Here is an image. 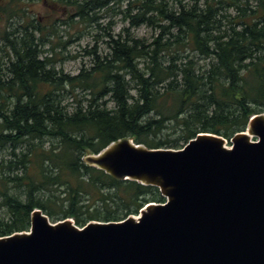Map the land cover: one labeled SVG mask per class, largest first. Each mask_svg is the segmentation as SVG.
<instances>
[{"label": "trees", "instance_id": "trees-1", "mask_svg": "<svg viewBox=\"0 0 264 264\" xmlns=\"http://www.w3.org/2000/svg\"><path fill=\"white\" fill-rule=\"evenodd\" d=\"M50 2L74 10L64 22L112 10L124 25L103 26L104 51L93 46L69 74L43 48L46 27L0 4V18L14 19L0 36V236L28 230L35 207L82 226L162 203L158 187L82 157L125 137L148 148H181L200 132L231 138L264 111V0ZM140 26L151 39L136 34ZM63 90L76 105L62 104Z\"/></svg>", "mask_w": 264, "mask_h": 264}, {"label": "water", "instance_id": "water-1", "mask_svg": "<svg viewBox=\"0 0 264 264\" xmlns=\"http://www.w3.org/2000/svg\"><path fill=\"white\" fill-rule=\"evenodd\" d=\"M225 142L200 132L178 149L148 148L125 137L85 154L166 203L81 227L35 207L28 230L0 236V264H264V111Z\"/></svg>", "mask_w": 264, "mask_h": 264}, {"label": "rangeland", "instance_id": "rangeland-1", "mask_svg": "<svg viewBox=\"0 0 264 264\" xmlns=\"http://www.w3.org/2000/svg\"><path fill=\"white\" fill-rule=\"evenodd\" d=\"M50 1L51 0H0V4L7 7L9 11L26 8V16L30 15L32 18H37V20L46 27L48 32L44 30V28L42 29V32L44 31L46 34V38L43 42L47 43L43 48L48 52V55H51L54 66L58 69L61 68L65 73L76 74L82 64L88 63L91 55H87V50L93 46L100 52L104 51L105 44L103 39L108 29L104 30L102 27L109 21L113 20L114 22L112 33L118 32L120 27L124 25L120 20V16L117 14L115 15L112 10L96 12L97 15L99 14L100 16L94 20L79 21L74 18V21L66 20L64 22L63 19H67L69 13L74 10L69 6H63L61 2L54 4ZM249 1L252 2L253 0ZM1 15L0 36L3 35L4 29H11L12 25L8 24L14 23V19L7 20L5 15ZM25 20H28V18L25 17ZM52 23L53 26H51ZM135 32L139 36L151 39L153 30L146 26H140ZM0 46H2V39H0ZM1 54L0 52V56ZM197 62L204 63V60L199 58ZM61 97L63 98L62 104L68 107L76 105L77 100H74V97L69 94L68 90H63ZM83 97L84 92L77 93V99H83ZM223 138L226 141V145L230 146V138ZM251 139L255 140V137H251ZM3 156H5V150L0 151V158ZM3 212L4 210L1 209L0 213ZM137 215L138 214H135V216ZM49 219L52 220L50 217ZM70 219L73 220V218Z\"/></svg>", "mask_w": 264, "mask_h": 264}, {"label": "bare ground", "instance_id": "bare-ground-1", "mask_svg": "<svg viewBox=\"0 0 264 264\" xmlns=\"http://www.w3.org/2000/svg\"><path fill=\"white\" fill-rule=\"evenodd\" d=\"M209 133V132H208ZM218 135V134H217ZM156 203V202H155ZM158 203H160V202H158ZM163 203V202H162ZM138 218V216H134V219L136 220Z\"/></svg>", "mask_w": 264, "mask_h": 264}]
</instances>
